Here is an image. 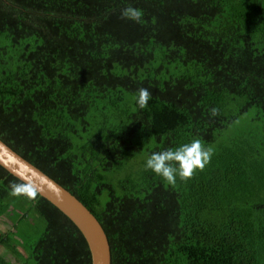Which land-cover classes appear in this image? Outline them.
Instances as JSON below:
<instances>
[{"label": "trees", "instance_id": "trees-1", "mask_svg": "<svg viewBox=\"0 0 264 264\" xmlns=\"http://www.w3.org/2000/svg\"><path fill=\"white\" fill-rule=\"evenodd\" d=\"M252 109L254 129L228 135ZM262 117L264 0H0V140L91 212L111 264H264ZM194 138L214 155L192 179L146 169ZM11 184L0 166V246L17 264H91L75 225Z\"/></svg>", "mask_w": 264, "mask_h": 264}, {"label": "water", "instance_id": "water-1", "mask_svg": "<svg viewBox=\"0 0 264 264\" xmlns=\"http://www.w3.org/2000/svg\"><path fill=\"white\" fill-rule=\"evenodd\" d=\"M0 166L66 216L83 236L91 264H111L107 236L91 212L72 194L0 140Z\"/></svg>", "mask_w": 264, "mask_h": 264}, {"label": "clouds", "instance_id": "clouds-1", "mask_svg": "<svg viewBox=\"0 0 264 264\" xmlns=\"http://www.w3.org/2000/svg\"><path fill=\"white\" fill-rule=\"evenodd\" d=\"M143 12L132 6L125 7L121 12V18L143 23ZM151 99V92L147 88H140L137 92L136 103L140 109L147 107ZM212 117L219 115V109L213 107L210 112ZM214 155L211 146L206 147L199 138L184 143L175 148H168L163 151L153 152L146 161V169L163 178L167 184L175 186L177 178L181 181L192 179L198 172L210 164ZM11 195L26 196L35 199L37 192L27 184H11Z\"/></svg>", "mask_w": 264, "mask_h": 264}, {"label": "rangeland", "instance_id": "rangeland-1", "mask_svg": "<svg viewBox=\"0 0 264 264\" xmlns=\"http://www.w3.org/2000/svg\"><path fill=\"white\" fill-rule=\"evenodd\" d=\"M256 113L254 109L249 111L246 115L242 116L234 125L228 129V135L230 134H245L254 129L255 124L250 123L249 119ZM264 125V118H260L257 126L262 129ZM13 209V208H12ZM14 210V209H13ZM26 228H30L31 232V242H35L44 230V225L37 216L32 215L29 221L24 223ZM23 225V226H24ZM12 230V225L8 218H0V234L6 233ZM19 251L24 254L23 250L19 248ZM0 256L4 257L6 260L10 261L13 264H17L16 260L0 246Z\"/></svg>", "mask_w": 264, "mask_h": 264}]
</instances>
